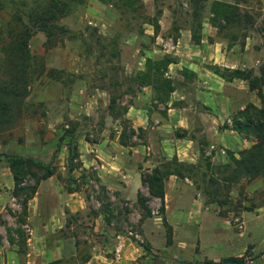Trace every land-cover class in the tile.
<instances>
[{
	"label": "crops",
	"instance_id": "crops-1",
	"mask_svg": "<svg viewBox=\"0 0 264 264\" xmlns=\"http://www.w3.org/2000/svg\"><path fill=\"white\" fill-rule=\"evenodd\" d=\"M259 1L264 6V0ZM168 29L170 25L161 24L160 31L167 32ZM199 31V38L194 39L191 28L180 27L176 41H165L161 47L145 49L141 57H153L161 51L173 57L164 76L173 81L174 89L167 103L158 104L157 107L164 113L158 111V115L154 116L146 104L127 105L123 117L134 132L126 144L119 142L120 122L109 112L104 117L97 138L87 140L77 135V150H80L75 160L79 163L71 173L75 171L87 178V174L92 172L95 180L90 182L93 181L98 187L97 192L102 193L98 195L99 201L91 219L86 216L89 226L79 228L94 233L96 241L95 250L80 258V264H132L134 259L144 254L142 246L130 235L131 232L115 233L117 211L104 212L102 201L112 200L109 192L113 193V197L119 193L133 194L136 202L138 192L149 195L148 187L142 181L143 174L172 160L192 166L193 172L184 173L183 176L176 172L170 173L165 186L166 193L183 188L184 191L195 192L187 208L173 211L175 237L171 246L178 244L179 248L178 255L174 257L180 261L206 259L213 263L227 257H240L244 261L249 257L250 264H262L256 255L260 253L261 242L264 241V197L259 196V193H264V174L252 179L242 177L231 183L217 178L219 169L223 170L230 164V156L239 158L241 151L251 148L256 142L251 135L232 128L234 113L249 103L260 107L261 101L256 90L250 88L247 79L226 80L212 69L214 66L221 69H252L257 74L261 60L259 57L248 60V55L256 49L251 43L254 38L250 36L245 38L242 50L235 52L236 45L229 46V41L218 36L216 27L209 21L202 22ZM149 33L157 39L161 37L153 30ZM259 51L264 54L262 44ZM140 68L143 69V66ZM182 69H188L193 76L185 77L181 73ZM142 88L145 91L142 93L144 99L149 100L151 87ZM80 108L84 109L85 105L82 103ZM114 125L115 132L112 129ZM64 143L56 159L68 161L65 152L68 141ZM82 149L87 153H83ZM199 175L213 176L221 181V186L216 183L214 187L223 192L228 200L236 201V198L238 200L243 195L244 198L239 201L241 210L237 222L231 221V225H226L217 215L216 202L206 203L202 188L196 187L195 179ZM225 184L229 185L228 189ZM166 193L164 206L167 209L172 206V202H168ZM67 198L56 203L57 206L51 208L44 217V212L33 213L37 210L31 204L37 202L33 196L29 200L31 203L28 202L33 210L30 212L28 207L27 222L22 225L26 227L27 249L22 256L17 252L16 244H10L13 246L9 250L1 243L0 264H48L57 260H61L58 264H68L72 257L77 259L81 255V249L77 247L80 238L77 227L81 224L76 226L68 223L67 217L86 211L87 203L77 190L69 192ZM171 200L176 201L178 198ZM31 214L44 218L37 224L31 223L32 226L29 223ZM56 231L61 235L53 236L49 244L47 236ZM202 234H205L206 248L201 253L195 252L194 242Z\"/></svg>",
	"mask_w": 264,
	"mask_h": 264
},
{
	"label": "rangeland",
	"instance_id": "rangeland-1",
	"mask_svg": "<svg viewBox=\"0 0 264 264\" xmlns=\"http://www.w3.org/2000/svg\"><path fill=\"white\" fill-rule=\"evenodd\" d=\"M23 1L25 5L21 4ZM31 1L0 0V30L4 31V34L8 28L19 30L22 23L29 24L25 16L20 22L13 19L12 15L18 11H23L26 4L29 5ZM142 1L144 3V18L131 19L129 22L118 17V13L111 6L98 0H88L84 5H75L67 16L59 20V25L67 31L65 34L55 33V38H51L54 41L53 45H50L49 42L46 43V35L43 31L34 30L29 39L28 48L36 58L32 68H35L36 73H42L28 86L27 96L21 103L20 115L15 124L0 134L1 154L34 158L49 164L53 168V175L41 179L39 182L34 194L37 202L31 203V200L29 201L37 207L36 212L33 213L44 212L45 217L51 208L57 206L56 203L68 199L69 188H77L78 194L86 201V211L67 217L68 223H73L76 226L81 224L80 227H77V233L80 234L77 247L81 249V255L77 259L72 257L68 264H80V258H84L88 252L91 254L95 250L94 233H88L87 230L82 231L79 228L85 229V225L89 226L86 216L89 217V220L91 219L93 216L91 214L94 213L97 201H99L98 195L102 193L97 192L98 187L93 181L90 182V180H95L92 172L87 174L89 177L84 180L85 182H82V175L77 172H66L71 163L77 166L79 161L73 160L67 166L66 159L63 161L56 159L62 144L65 145L64 142L70 139L69 136H65V131H71L73 135H81L83 138H97L102 123H104V117L108 114V91L121 94L117 103V107L121 110L130 103L146 104L149 106L152 115H158V111L161 110L157 108L159 103L153 98V93L149 100H145L143 96L145 91L141 86H134V88L136 87L134 94L125 90L128 77H135L136 74L140 73L142 70L140 67L143 66L144 69L145 59L141 57L144 55L145 49L161 47L165 41L170 43L173 40L176 33L172 31L171 27L191 28L193 34L198 37L199 26L202 25V22H210L214 17L211 7L214 0ZM220 1L234 3L236 0ZM237 1L240 2L238 8L242 17H239V20L235 19L229 26V30L223 31L221 35L228 37L229 46L236 45L235 52L242 50L247 36L254 38L251 43L256 49H253L248 55V60L259 57L261 66L264 61V54L262 51L258 53V48L261 47V44L263 45L264 6L259 0ZM98 8H100L99 11ZM145 21H158L159 27L161 24H168L170 29L166 32L160 31L159 28L156 34L158 37L161 35V37L157 39L154 34L149 33L151 30L154 31V27ZM31 28L34 29L33 24ZM141 30L142 32H140ZM112 39H116L114 40L115 43H112ZM209 39L212 40L213 38L209 37ZM164 55L165 53L161 51L153 57L161 58ZM248 70L251 71L252 69H245V71ZM50 71L55 73V79L48 76ZM220 71L227 74L224 70ZM181 72L187 77L191 73L188 69H183ZM116 82L121 84L119 88L113 86ZM82 103L85 105L84 109L80 108ZM115 126H111L114 132L116 131ZM70 146H67L65 150L67 157L70 155L68 153ZM78 150L80 149L78 148ZM82 152L87 153L85 149H82ZM29 169L35 172V177L30 174L24 176L22 183L24 185H33L35 179L45 172L35 166H29ZM183 170H186L185 173L193 172L189 166ZM146 173L150 174L151 171H146ZM221 175L220 173L218 177L220 178ZM209 178L211 177L204 175L196 177L198 184L196 187L206 186L212 191L215 187L210 185ZM166 182L167 179L164 181V186H166ZM218 183L221 184V181ZM225 185L228 189L229 185ZM13 187V172L7 159L2 156L0 157V244H4L5 248H9V250L12 249L13 245L8 242V234L17 239L18 237L15 231H8L7 227L16 228L19 225L18 218L22 214V197L13 195ZM184 189L170 193L165 191L168 194V202H172V206L167 207V209L164 206V212L160 210V199L149 196L148 205L151 215L148 218L142 217L146 212L140 209L133 194L119 193L117 197H113V193L109 192V197H112L111 203L108 200L102 201L104 204L109 202V212L115 210L116 213L117 211L115 233L131 232L130 235L138 243L146 244L149 247V250L142 247L144 254L134 259L132 264L217 263L206 259H195L187 262L175 258V255L179 253V248L178 244L171 246L174 243L173 237H175L173 235V211L182 207L187 208L189 200L195 194L192 190L184 191ZM240 194L239 192L238 195ZM259 196L264 197V193H259ZM174 198H178V200H171ZM239 198L238 200L236 198V201L228 200L223 196V192L215 191L206 196V203H210L209 199H214L213 201L218 207L217 215L223 223L231 225V221H238L237 216L241 210L239 201H242L244 197L241 195ZM28 207L32 212L33 206L28 204ZM28 212L27 208V214ZM44 217L41 215L36 217L31 214L29 223L30 225L37 224ZM26 222L25 217L23 224ZM20 228L23 234H26V227L21 226ZM80 231L82 232L79 233ZM57 234L61 235L59 231H56V233L47 236L49 244L52 242L53 236L56 237ZM204 235L202 234L194 242L195 252L201 253L206 248ZM168 238L171 239V243H168ZM14 244H16L18 253L19 250H23V247L25 251L27 249V245L20 246L21 242L18 240ZM260 249V253L256 257L262 260V264H264V241L261 242ZM20 255L23 256V254ZM246 258L244 264H250L249 257Z\"/></svg>",
	"mask_w": 264,
	"mask_h": 264
},
{
	"label": "trees",
	"instance_id": "trees-1",
	"mask_svg": "<svg viewBox=\"0 0 264 264\" xmlns=\"http://www.w3.org/2000/svg\"><path fill=\"white\" fill-rule=\"evenodd\" d=\"M87 1L88 0H32L29 5L26 4V7L23 11H18L12 15L13 19H16L20 22H22V17L25 16L29 24L26 25L22 23V26L19 30H16L15 28H8L5 34L4 31L0 30V134L15 124L18 116L20 115L19 109L21 107V103L27 96L28 86L42 73H36L35 68H32L34 66V62H36V58L30 53L28 48V42L34 30L43 31L46 35V43L49 42L51 43L50 45H53L54 41L51 38H55L57 33L65 34L67 31L59 25V20L67 16L75 5H84L87 3ZM98 1L105 5L111 6L112 9L118 13V17L123 18L127 22H129L131 19L144 18V3L142 0ZM21 4L25 5V2L23 1ZM239 5L240 2L237 0L234 3L214 0L211 5L212 15L214 17L210 23L216 27L217 34L219 36L225 37L228 41V37L226 35H221V33L223 31L229 30V26L235 19L239 20V17H242L239 12ZM148 23L154 27V33L156 34L160 28L158 21H149ZM32 24L34 25V29L31 28ZM171 29L174 33H176L173 38V40L176 41L179 27L173 26ZM140 32H142V30ZM193 37L194 39H198L199 33L198 37H196L195 34H193ZM114 40L116 39H112V43H115ZM262 46L264 50V38ZM172 61L173 57L166 54L161 58L146 57L144 69H142L140 73L136 74L135 77H128L125 90L131 94H134L136 88H134V86H150L155 101H157L159 104H166L170 93L174 89V85L172 80L164 76V73L167 65ZM212 69L215 73L226 80H231L233 78L247 79L250 88L252 90H256L261 101L260 107L249 103L244 109L238 110L234 113L232 118V128L245 135H251L256 140V142L251 148L241 151L239 158L230 156V164H228L223 170L219 169V172L222 174V178H217L219 180L231 183L242 177L252 179L258 175L264 174V61L259 67L257 74H254L253 70L245 71L228 68L220 69L218 66H214ZM220 70H224L227 72V74L221 72ZM48 76L54 79L56 78L53 71H50ZM192 76L193 73L191 72L189 77ZM120 85L121 84L119 82L113 84V86L118 88ZM108 94L109 102L107 105V110L113 118L119 120L122 128V131L119 135V142L121 144H126L127 139L130 138L134 132L133 129L130 128L127 120L123 117L127 106L122 110L121 108L119 109L117 107V103L120 100L121 94L111 93V91H108ZM162 112L164 113V111ZM65 136L70 137L68 140V146L71 144L70 149L68 150V153L70 154L67 161L68 166L78 156L76 144L77 136L75 134L73 135V132L71 131H65ZM86 138L89 140L88 137ZM2 156L7 159L13 172V195L22 197V214L18 218L19 225L14 229L7 227L8 231L13 230L16 232L18 239L14 238L11 234H8V242L14 244V242L18 240V242H21L20 246H25L26 234H23V231L20 227L25 222L28 202L36 193L40 180L53 175V168H51L49 164L43 163L41 160L30 157L8 154L5 155L0 153V157ZM29 166L41 168L45 172L41 174L40 177L35 179L33 185H24L22 184L24 181V176L30 174L32 177H35V172L31 171ZM188 166L193 169V167L190 165L172 160L155 166L151 170L150 174H143L142 181L148 187L149 195H145L141 192L137 193V204L141 210L146 212L145 215H142V217L147 218L151 215V210L148 205V201L150 199L149 196L160 199V210L164 212V181L172 172H176L179 174V176H183L185 173L184 171H186L183 169ZM75 167L76 165L71 163L67 171L71 173ZM213 178V176L209 178L210 185L212 187H214V184L218 183V180ZM85 179L86 177L82 175V182H85ZM218 185L220 184L218 183ZM198 188H202V191L206 196L210 195V193L212 194L213 192L218 191L216 187L213 188L212 191L207 189L206 186H199ZM69 190L70 192H73L78 189L69 188ZM213 200L214 199H209L210 202H214ZM102 206V210L106 213H109V202ZM168 243H171L170 238H168ZM139 244L146 250H149L148 245L143 243ZM19 253H25L24 247L22 251L19 250ZM59 262H61V260L53 261L48 264H58ZM216 264H244V259L240 257H227L223 258Z\"/></svg>",
	"mask_w": 264,
	"mask_h": 264
}]
</instances>
